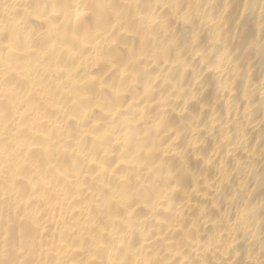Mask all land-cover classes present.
<instances>
[{"label":"bare ground","instance_id":"bare-ground-1","mask_svg":"<svg viewBox=\"0 0 264 264\" xmlns=\"http://www.w3.org/2000/svg\"><path fill=\"white\" fill-rule=\"evenodd\" d=\"M0 264H264V0H0Z\"/></svg>","mask_w":264,"mask_h":264}]
</instances>
